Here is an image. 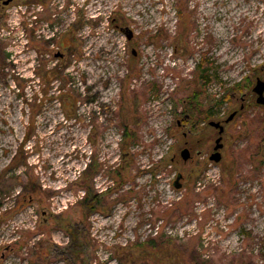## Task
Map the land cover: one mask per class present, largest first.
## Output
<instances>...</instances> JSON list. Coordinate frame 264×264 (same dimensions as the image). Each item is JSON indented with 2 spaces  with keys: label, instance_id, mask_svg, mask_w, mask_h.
<instances>
[{
  "label": "rangeland",
  "instance_id": "1",
  "mask_svg": "<svg viewBox=\"0 0 264 264\" xmlns=\"http://www.w3.org/2000/svg\"><path fill=\"white\" fill-rule=\"evenodd\" d=\"M77 4L0 10V264H264V0Z\"/></svg>",
  "mask_w": 264,
  "mask_h": 264
},
{
  "label": "flooded vegetation",
  "instance_id": "2",
  "mask_svg": "<svg viewBox=\"0 0 264 264\" xmlns=\"http://www.w3.org/2000/svg\"><path fill=\"white\" fill-rule=\"evenodd\" d=\"M60 2H61L60 0H0V10H11L12 9L11 11H17V12L19 10H21V11L24 10L25 13L29 11V14L32 13V12H35V11H43L44 12V11H49L50 10L51 11V14L49 12H47L46 19L49 20V17L52 16L50 19H51V21L53 23H55V24H61L63 21L56 16V15H58L59 12H57V14H52V11H54L53 9L56 10L57 7L59 8V4H60L61 5V7H60L61 9L64 8L63 5H65V8H66L65 11L66 12H70V11L73 12V15L75 16V19L73 21H75V22L72 24V26L76 29L77 32H79V30H80L79 28L80 27H83V26H86V25H89V26L96 25L95 20L87 19L86 18V12L83 9H79L78 8L77 0H66V2L63 5ZM26 18H28V17L26 16ZM28 20L30 21L31 19L28 18ZM98 24H99V22H98ZM126 28H121L120 29L125 35L127 34L126 33V30H125ZM57 54L62 55V56H60L58 58H64V54H62V53H57ZM261 80H263V79H261ZM255 97L257 98V95L256 94H255ZM245 104L246 103L243 101L242 104H241V106H240V108H239V110H235L234 111V112H236L235 118L238 117L242 112H244L247 109V106ZM260 108H263L264 109L263 106H260ZM219 122L221 124H223V125L224 124H227V123H225V121H219ZM179 125H181V123ZM185 125L183 124V126H185ZM216 131H217V137H216L215 141L220 136L219 135V131L217 129H216ZM223 134H222V137H223ZM222 143H223V139H222ZM214 147H213L212 151L210 152V157L215 152ZM221 150H220V152H221ZM190 152H191V150H190ZM221 155H222V152H221ZM210 157H209V160H210ZM191 159H192V154H191V158L189 159V161ZM222 159H223V155H222L221 161H222ZM211 162H213V161H211Z\"/></svg>",
  "mask_w": 264,
  "mask_h": 264
},
{
  "label": "water",
  "instance_id": "3",
  "mask_svg": "<svg viewBox=\"0 0 264 264\" xmlns=\"http://www.w3.org/2000/svg\"><path fill=\"white\" fill-rule=\"evenodd\" d=\"M126 36H127V39L129 41H131L134 37V33L131 29L129 28H126ZM133 54L136 55V52L133 51ZM62 55L60 54H56V57H60ZM253 93H255L257 95V98H256V103L260 106H263L264 107V81L261 80L260 78H257L256 80V84L253 88ZM236 116V112L232 113L228 119L225 121V123H230ZM209 125L215 129H217L219 131V138H217V140L215 141V147H214V154L211 155L210 157V160L215 162L216 164H218L220 161H221V158H222V155H221V152L220 150L224 147L223 143H222V134L224 133L225 131V126L223 124H221L220 122H215V121H211L209 123ZM181 158L183 159L184 162H188L189 159L191 158V152L188 148H185L181 151ZM182 179V175H179L176 180H175V183H174V186L175 188L179 189L181 187V184H180V180Z\"/></svg>",
  "mask_w": 264,
  "mask_h": 264
},
{
  "label": "trees",
  "instance_id": "4",
  "mask_svg": "<svg viewBox=\"0 0 264 264\" xmlns=\"http://www.w3.org/2000/svg\"><path fill=\"white\" fill-rule=\"evenodd\" d=\"M197 71H198L197 86H196V88H195L192 96L189 98L190 105H191V107H192V109L194 111L199 110L200 103H199L198 99H201L200 97L204 93L206 87L209 86L210 83L212 82L211 75H210V69L207 67V64L201 62L197 66ZM227 96L228 97H226L224 100H221V102H217L215 105H213L214 108L212 106V108L209 109L211 114H213V112L215 111V109H217V110L220 109L222 107L223 103H227V102L229 103V102H231L232 98L230 97V95H227ZM200 114L201 115H204V119H209L210 118V115L208 114L207 111H203V112L200 111ZM241 114H243V112ZM194 193L195 192H192L191 193V196L194 195ZM91 202H93V204L96 203L95 201H91ZM190 202H188L187 204L186 203H183V204H185V207H186L187 205L190 204ZM181 204L182 203H180V205ZM183 207H181V209H183ZM89 209L91 211L92 210L94 211L96 209V206L91 205ZM151 243L153 244V242H151ZM192 259L193 260H192V263L191 264H202V263L199 262V257L198 256L193 255ZM204 263H206V262H204ZM207 264H208V262H207Z\"/></svg>",
  "mask_w": 264,
  "mask_h": 264
}]
</instances>
